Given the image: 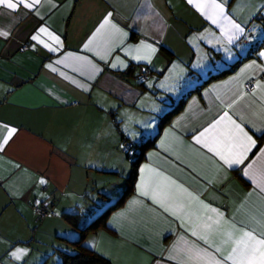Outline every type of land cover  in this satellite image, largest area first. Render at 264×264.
I'll return each instance as SVG.
<instances>
[{
  "label": "crops",
  "instance_id": "1",
  "mask_svg": "<svg viewBox=\"0 0 264 264\" xmlns=\"http://www.w3.org/2000/svg\"><path fill=\"white\" fill-rule=\"evenodd\" d=\"M263 12L264 0L0 4L8 33L0 36V264H60L74 254L79 232L62 215L78 214L82 228L115 201L130 172L122 140L157 132L132 193L84 246L107 264H233L237 229L264 231ZM228 20L243 29L231 42ZM259 43L160 127L184 95ZM237 124L255 145L229 166L209 149L236 143ZM7 128L16 132L4 144ZM43 204L53 215L36 221L33 207Z\"/></svg>",
  "mask_w": 264,
  "mask_h": 264
},
{
  "label": "trees",
  "instance_id": "2",
  "mask_svg": "<svg viewBox=\"0 0 264 264\" xmlns=\"http://www.w3.org/2000/svg\"><path fill=\"white\" fill-rule=\"evenodd\" d=\"M261 45H262L261 43L255 45L253 48H251L248 51V53L245 56L235 61L234 64H232L228 69L223 70L216 74L209 75L204 82H202L194 90L184 95L183 98H181L179 102L175 105V107L162 118L159 124L160 127L166 124L173 115H175L182 109L185 101L189 98V96L195 93H199L203 87L207 86L211 82L221 79L233 73L243 62L253 58L255 50L261 47ZM157 135L158 132L152 138L144 139L138 143L132 144V154H130V152H124L122 150L123 153L125 154L126 159L130 163V172L128 176L125 178L126 185L123 187L120 196L115 201L109 203L100 214H98L95 218L90 219L82 228H79L78 226L79 223L78 214L62 215L64 220L68 221L69 223H72V225L78 230L79 236L75 241L70 242V244L75 248L76 252L74 254H65V253L61 254L62 261L60 264H107V262L103 258H101L95 252L91 251L89 248L84 246L83 244L84 240L88 234L94 233L99 229L105 227L106 220L109 217V215L115 210L119 209L123 205L125 199L132 193L134 182L136 179L137 168L144 159L145 151L149 148H152L155 145V140ZM263 139H264V135H262V137L259 138V142H261V140ZM123 141L125 140H122V142Z\"/></svg>",
  "mask_w": 264,
  "mask_h": 264
},
{
  "label": "snow or ice",
  "instance_id": "3",
  "mask_svg": "<svg viewBox=\"0 0 264 264\" xmlns=\"http://www.w3.org/2000/svg\"><path fill=\"white\" fill-rule=\"evenodd\" d=\"M193 0H189V3H192ZM40 0H31L30 3H26L25 0H16V3L11 2V0H0V4L6 5L9 9H15L18 5H23L25 8L32 9L35 7L36 4H39ZM197 8H203L204 5L202 4H196ZM213 8L217 9L219 14L223 15L224 9L222 5L213 3ZM111 14H109L110 16ZM212 19L213 23H216V19L214 17H209ZM227 20L228 18L225 17ZM110 20L108 17L105 18L103 24H101V28L104 27V25L109 24ZM228 23L231 27V29H235V33H233L232 36L229 37V41L231 42L232 39H234L236 33H242L243 29L240 27L239 24L234 23L231 20H228ZM115 27V25H113ZM99 31V29H98ZM40 33H46V28H40ZM50 40L59 43V37L53 35L52 33H47ZM7 32H0V36H7ZM32 39L35 41H38L39 43L44 44L45 47H50L49 44L45 43L43 40L40 39L39 35H33ZM55 51V49H52ZM154 52L155 49H152ZM261 55H264V53H261ZM138 59H147V56H138ZM115 66V65H114ZM217 124L219 121L216 122ZM235 123V122H233ZM215 127V125H213ZM237 135L235 137L236 143L229 145L226 147L225 151H220L219 149H209L210 151L215 150L216 154L220 157L221 160L224 161V163L228 164L229 166L233 164H240L243 162V159L245 158L246 153L250 150L252 146L255 145V141L252 139L250 135H248L247 132L244 131L243 128L240 127V125H235ZM208 131V129H205V133ZM16 132L15 128H7L6 135L3 137V143L7 144L8 140L12 137V135ZM205 133H201V136H204ZM197 142L199 143L200 140L197 138ZM2 147V145H0ZM235 149V150H234ZM227 153V154H226ZM247 175V173H245ZM41 183H44L45 181L41 180ZM142 194L147 195L146 192H142ZM213 211H215L213 209ZM218 215L222 216V214L218 213ZM238 232H240V236L238 239L235 240V247L232 248L231 252L229 253V256L227 259H231L233 261V264H264V231L260 233V237H257V235L254 234V231H245L243 229H237ZM21 250H17L16 253H13V255H18ZM219 264V262H218Z\"/></svg>",
  "mask_w": 264,
  "mask_h": 264
},
{
  "label": "built area",
  "instance_id": "4",
  "mask_svg": "<svg viewBox=\"0 0 264 264\" xmlns=\"http://www.w3.org/2000/svg\"><path fill=\"white\" fill-rule=\"evenodd\" d=\"M149 74H150V71L147 67H143V66L139 67V72L137 76L140 82H145L148 79ZM246 89L247 90L251 89V85L250 84L247 85ZM120 147L124 152H130V154H132V145H130L126 141H123ZM33 212L35 214L36 221H41L53 215L51 207L47 204L35 205L33 207Z\"/></svg>",
  "mask_w": 264,
  "mask_h": 264
},
{
  "label": "rangeland",
  "instance_id": "5",
  "mask_svg": "<svg viewBox=\"0 0 264 264\" xmlns=\"http://www.w3.org/2000/svg\"><path fill=\"white\" fill-rule=\"evenodd\" d=\"M264 13V12H263ZM127 160V159H126ZM128 161V160H127ZM129 162V161H128ZM121 182H122V180H121ZM124 187V186H123Z\"/></svg>",
  "mask_w": 264,
  "mask_h": 264
}]
</instances>
